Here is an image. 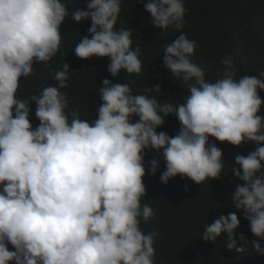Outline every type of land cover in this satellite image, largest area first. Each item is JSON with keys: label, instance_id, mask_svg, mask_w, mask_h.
<instances>
[{"label": "clouds", "instance_id": "1", "mask_svg": "<svg viewBox=\"0 0 264 264\" xmlns=\"http://www.w3.org/2000/svg\"><path fill=\"white\" fill-rule=\"evenodd\" d=\"M142 3L161 39L169 29L181 33L184 0ZM120 11L121 0H88L71 10L67 0H0V264H154L160 234L140 227L155 216L142 203L145 155L162 154L161 184L177 176L198 185L219 180L226 165L210 137L234 148L256 145L247 155L236 154L230 166L243 182L231 203L248 221L253 251L264 256V73L237 78L234 56L227 54L220 75L208 80L191 59L195 42L181 33L161 47L173 82L186 87L182 102L149 95L161 96L159 84L134 94L129 83L105 78L96 119H81L79 108L69 118L61 91L71 74L67 63L50 73L55 86L17 98L19 80L34 74L33 63L47 65L58 52L60 27L69 16L77 24L91 21L74 47L77 58L107 57L112 77L140 74L142 53L132 47V31L115 27ZM33 102L35 129L29 119ZM170 115L179 123L177 134L157 132ZM159 163L148 161V174L155 175ZM239 224L235 211L221 214L200 239L215 243L224 234L228 250L243 253L233 238Z\"/></svg>", "mask_w": 264, "mask_h": 264}, {"label": "trees", "instance_id": "2", "mask_svg": "<svg viewBox=\"0 0 264 264\" xmlns=\"http://www.w3.org/2000/svg\"><path fill=\"white\" fill-rule=\"evenodd\" d=\"M63 2V0H62ZM69 9L84 7L88 0H67ZM143 0H121V11L116 28L132 31V47L139 46L143 68L140 74H127L123 71L112 77L107 71L110 63L107 57H92L82 60L74 55V47L79 39L88 34L91 21L77 24L69 16L61 25V43L56 55L47 65L33 63V75L21 77L17 98L24 100L38 94L44 86H55L50 73L62 68L63 63L70 65L68 87L62 89L68 98V113L79 108L81 119L91 123L96 119L100 106L99 88L102 80L107 78L112 83H129L134 94L144 93L147 86H161V96L155 95L161 102H182L187 94L181 81L173 82L170 72L162 61V44L171 42L179 34L194 41L196 48L191 59L203 66L206 79L214 81L221 73L220 60L227 54L234 56L238 69L237 78L244 75L264 73V0H184L187 9L184 17V28L181 33L169 29V34L161 39V32L151 23V16L144 10ZM133 30H132V29ZM166 94V95H164ZM264 100V93H261ZM36 105H30V123L33 128L39 121L35 118ZM264 115V104L260 109ZM179 123L174 116L165 117L164 124L157 132L164 131L169 136L177 134ZM215 143L223 152L222 162L226 165L219 180L204 181L198 185L177 176L166 185L160 183V174L165 170L161 153L150 151L145 155L146 174L143 182L146 194L143 202H147L155 212V216L147 224L141 222L145 233L159 232L153 247L155 249L154 264H264V256L253 251L252 235L248 221L231 203V196L237 184L243 182L235 179L230 166H234L236 154L247 155L254 150V143L234 148L227 143ZM160 161L155 175L148 174V161ZM189 190H184V185ZM236 212L240 224L234 234L237 247L244 246L245 251L238 253L229 251L226 236L221 234L215 243L200 239L206 224L210 225L218 217L229 212ZM244 237L247 244L239 239ZM9 250L11 246L9 245Z\"/></svg>", "mask_w": 264, "mask_h": 264}]
</instances>
